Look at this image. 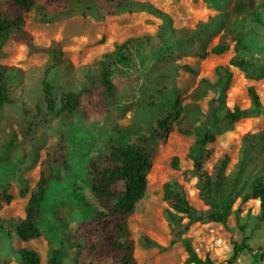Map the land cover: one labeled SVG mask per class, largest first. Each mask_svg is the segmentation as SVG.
Instances as JSON below:
<instances>
[{
  "label": "rangeland",
  "instance_id": "1",
  "mask_svg": "<svg viewBox=\"0 0 264 264\" xmlns=\"http://www.w3.org/2000/svg\"><path fill=\"white\" fill-rule=\"evenodd\" d=\"M129 1L150 3L167 13L170 20L147 11L116 10L106 0H98L97 10L87 16L78 4L69 12L66 7H49L46 0H37L26 16L25 28L37 44L48 45L53 40L62 43L67 60L55 68H51L48 55L30 54L26 47L15 44L9 33L0 35V52L4 54L0 64L11 68L8 78L14 101L0 115V190L13 197L10 203L0 205V261L20 264L19 250L30 248L40 254L41 264H48L49 243L58 246L61 236H74L85 213L91 214L83 209L81 200L99 209L88 184L90 164L109 153L111 144H139L146 139L151 149L146 192L129 219L137 264H184L187 254L181 243L162 253L144 248L142 239L147 236L165 246L170 242L163 200L167 183H183L189 200L205 208L195 181H183L184 173L192 168L187 155L196 140L195 135L178 132L179 122L185 119L186 130H207L217 136L207 169L211 171L221 155L228 153L231 162L227 176L238 175L240 179V197L227 226L196 224L191 228L187 236L195 251L202 259L210 257L214 264H264L259 253H264V223L257 220L260 202H241L252 183L264 179V24L243 22L238 30L245 36L243 47L228 37L229 50L216 56L210 52L235 19L230 13L236 0ZM256 3L264 20V0ZM46 12L49 16L42 21L40 13ZM132 39L139 41L135 64L113 69L111 74L116 99L90 107L85 103L65 113L62 96L79 95L104 56ZM234 57L247 59L252 65L248 73L232 68L234 78L224 108L250 109V87L258 92L262 107L231 126L223 121L224 108L216 122L210 115V105L218 97L216 91L208 90L197 102L193 95L203 79L214 83L216 68L228 65ZM45 82L53 89L54 111L45 101ZM161 123L167 132L157 138L154 132ZM32 124L37 127L28 140L26 131ZM246 134L254 136V146L247 155ZM12 135L17 139L9 147L7 141ZM54 149L66 154L68 166L57 168L40 223L41 236L21 243L11 228L14 218L24 217L30 198V193L20 195L21 185L26 181L30 192L33 190L42 161ZM174 157L179 159L177 170L172 168ZM244 240L254 252L245 251L233 262L234 245ZM79 243L78 258L76 248L65 244L63 264H111L92 256L90 237L81 238Z\"/></svg>",
  "mask_w": 264,
  "mask_h": 264
},
{
  "label": "trees",
  "instance_id": "2",
  "mask_svg": "<svg viewBox=\"0 0 264 264\" xmlns=\"http://www.w3.org/2000/svg\"><path fill=\"white\" fill-rule=\"evenodd\" d=\"M107 3L120 11H147L160 19L170 20L167 13L161 11L154 5L144 2L131 3L129 0H106ZM37 0H5L0 2V35L9 33L15 44L26 47L30 54H46L51 58V68L61 65L67 60L64 47L61 42L53 40L48 45L37 44L33 35L25 28L26 16L36 6ZM75 4L80 5L84 16L95 12L98 0H46L47 6L66 7L69 12L75 10ZM40 13L41 20L48 18L49 14ZM230 25L225 28L218 43L212 48L211 54L221 56L229 50L228 37L236 41V46L244 45L245 36L239 32L243 22H255L264 24L256 0H236L230 17ZM139 46L137 39L129 40L107 53L104 58L93 68V76H88L87 84L79 95L64 94L62 96L63 111L70 113L81 108L83 104L94 106L97 102L111 103L117 97V88L111 80L113 69H128L135 64L134 56ZM4 56L0 52V59ZM251 63L247 59L234 57L228 65L216 68L217 80L211 83L203 79L197 87L193 100H201L208 90L218 93L217 99L210 105V115L216 122L219 119V112L225 107L227 93L232 84L234 73L232 68H238L248 73ZM11 68L0 64V115L3 108L14 103L11 98V86L8 74ZM52 86L44 83L45 101L48 109L54 111L55 102ZM248 95L252 107L242 109L235 106L233 109L224 108L223 121L234 125L241 119L257 113L261 107V99L255 88L248 89ZM185 119L178 125V132L184 136L195 135L196 140L189 150L187 158L192 163V168L184 173L183 181H195L198 190V197L204 203L205 208L196 207L188 198L183 183L172 182L165 184L163 188V200L167 205L165 211L170 242L167 246L151 239L143 237L142 246L146 249L155 248L160 252H167L175 245L181 243L187 258L184 264H214L210 257L202 259L187 236L191 228L196 224H218L227 226L229 218L234 212V204L238 197L240 179L238 175L232 178L227 176V169L231 158L224 153L215 162L212 170L207 169L213 153L217 136L207 130H186L183 126ZM37 127L36 124L29 126L26 131L27 139H31V133ZM165 130L164 123H161L155 130L154 135L159 138ZM16 135L9 137L7 144L14 146ZM244 154L254 146V136L246 134L244 137ZM28 152V150H27ZM151 149L146 139L139 144L114 143L110 146L109 153L93 161L89 166V180L91 192L98 202L99 209L94 208L85 200H81L83 209L91 211L85 213L81 224L75 229L74 236L59 238L58 246L50 242L48 250V264H63L66 252L65 244H71L76 248V257L80 255L81 238L86 236L92 239L90 252L95 259L110 260L111 264H137L135 257V243L131 238L129 230V219L133 214L137 202L142 200L146 192L145 173L150 167ZM177 157L172 160V168L178 169ZM61 165L68 166L66 154L61 149L49 151L41 163L39 179L30 192L26 181H23L20 188V195L30 198L25 207V215L22 218H14L12 226L18 240L21 243H28L41 236L40 223L45 214V204L48 200V193L52 183L56 180L57 168ZM12 195L0 190V205L10 203ZM250 200L260 202V213L257 216L259 223H264V179L255 180L250 189L241 196L242 204ZM88 211V212H89ZM61 221V220H59ZM253 253V249L246 243L234 245L232 261H236L244 252ZM262 261L264 253L259 251ZM20 264H41L40 254L30 248L19 250ZM0 264H4L0 261Z\"/></svg>",
  "mask_w": 264,
  "mask_h": 264
}]
</instances>
